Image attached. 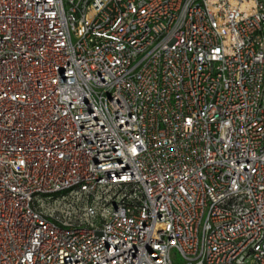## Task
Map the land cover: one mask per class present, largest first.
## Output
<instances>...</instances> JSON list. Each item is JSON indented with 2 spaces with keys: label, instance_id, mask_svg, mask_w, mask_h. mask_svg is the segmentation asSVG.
<instances>
[{
  "label": "built area",
  "instance_id": "obj_1",
  "mask_svg": "<svg viewBox=\"0 0 264 264\" xmlns=\"http://www.w3.org/2000/svg\"><path fill=\"white\" fill-rule=\"evenodd\" d=\"M174 262L264 264V0H0V264Z\"/></svg>",
  "mask_w": 264,
  "mask_h": 264
},
{
  "label": "rangeland",
  "instance_id": "obj_2",
  "mask_svg": "<svg viewBox=\"0 0 264 264\" xmlns=\"http://www.w3.org/2000/svg\"><path fill=\"white\" fill-rule=\"evenodd\" d=\"M173 254H175V252H172ZM177 262H174V264H176Z\"/></svg>",
  "mask_w": 264,
  "mask_h": 264
}]
</instances>
